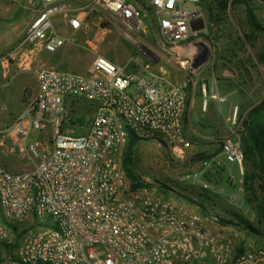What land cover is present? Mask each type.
<instances>
[{
	"label": "built area",
	"instance_id": "obj_1",
	"mask_svg": "<svg viewBox=\"0 0 264 264\" xmlns=\"http://www.w3.org/2000/svg\"><path fill=\"white\" fill-rule=\"evenodd\" d=\"M202 2L41 0L24 6L32 12L24 39L5 62L25 46L53 54L74 40L57 30L60 17L79 30L90 15L103 14L145 56L172 60L188 76L171 81L150 63L134 71L100 54L91 73L53 64L33 69L38 90L10 127L31 166L16 170L0 152V244L15 245L11 264H263L264 248L238 252L235 238L211 228L196 210L159 196L156 187L132 189L123 164L130 132L154 139L176 161L193 150L185 132L189 78L201 68L193 45L210 47L209 61L215 50L211 33L191 27L205 17ZM214 89L210 80L209 92L218 98ZM83 100L92 103L85 110L88 131L65 132V123L81 125L76 104ZM245 174L242 144L227 137L207 169L181 180L215 196L239 186Z\"/></svg>",
	"mask_w": 264,
	"mask_h": 264
},
{
	"label": "rangeland",
	"instance_id": "obj_2",
	"mask_svg": "<svg viewBox=\"0 0 264 264\" xmlns=\"http://www.w3.org/2000/svg\"><path fill=\"white\" fill-rule=\"evenodd\" d=\"M31 1L37 4L41 2V0H0V46H7L10 50L22 42L25 36V28L32 15V12L25 9L24 6L30 4ZM262 3L263 0H256L257 11L260 15L264 13ZM203 11L207 24L204 31L214 35L213 40L216 49L213 58L209 61V71H206L204 76L211 75L214 67L213 61L221 59L223 63L228 64L226 68L229 69L231 74L228 72L230 78L226 85L238 89V93L231 100L240 109L238 115L236 117L233 115L228 123L234 125L236 132L239 134L238 141L244 144L243 136L246 130L244 126L248 112L264 100V66L257 62V54L264 48V36H258L251 41L252 43H245L242 28L247 30V18L244 6L231 8L223 14L227 15L222 19L223 21L214 24L209 21L205 9ZM116 24L110 15H90L81 31L69 37H75V39H69L62 49L55 54L53 53V57L63 53L70 63L76 66L80 65L83 68L90 67V69L93 60L99 54L109 57L116 63L125 65L134 71L142 72V66L150 63L156 74L167 79L169 75L182 71L172 60L167 58L152 60L145 56L142 49L139 48L140 46L124 36ZM63 27H66L64 20H58L56 28L66 37L68 34ZM66 28L69 30L68 26ZM166 53L170 58L171 53ZM90 69H87L88 71L84 73H89ZM215 75L218 76L219 73L216 72ZM214 88L216 93L215 85ZM220 92H222V89H220ZM90 105L92 103L85 100L78 102L76 109L81 116V125L73 126L65 123L63 130L72 135L86 133L88 131L86 123L88 112L85 110ZM88 110H91V108L89 107ZM202 120L199 119L198 122V131L200 132L205 131V126H202L204 121ZM233 120L236 122L232 123ZM194 143L195 141H193V149L196 150L201 145V141L197 143L199 145H194ZM0 152L9 157L10 166L16 170L31 166L29 151L27 149L22 150L16 143L14 132H10V126L6 129L0 128ZM134 157H136L138 171L142 178L153 183V187L159 189H157L159 196L186 204L192 210H196L208 219L207 224L209 226L212 225L219 232L234 237L237 247L241 245L244 250L264 248V216L260 210L261 201H264V177H258L256 181H253V179L248 181L249 174L253 172V166L249 160L246 159L245 161L246 174L244 182H239L237 187L227 185L225 192L215 195V205H213V202L212 205L207 204L208 212L204 214L197 205H194L181 194L176 193L177 191L194 196L193 191H199L190 183V180L183 182L181 177L197 173L194 165L198 166L200 162H196L192 158L187 161L188 157L176 161L170 156L169 151L154 139L142 141L138 149L135 150ZM162 183L174 189L169 197L161 189ZM240 192L241 194L238 195ZM236 196L239 197L235 198ZM230 212L241 215L242 219L256 227L259 233L252 235L248 230L237 225H223L217 222L218 217L230 218ZM11 262L9 249L0 244V264H11Z\"/></svg>",
	"mask_w": 264,
	"mask_h": 264
},
{
	"label": "crops",
	"instance_id": "obj_3",
	"mask_svg": "<svg viewBox=\"0 0 264 264\" xmlns=\"http://www.w3.org/2000/svg\"><path fill=\"white\" fill-rule=\"evenodd\" d=\"M58 20H64L65 26L69 27V30L63 27L68 34L66 36L67 39L76 34V32L79 33L81 31V29L74 30L66 18L60 17ZM11 50L13 49L9 50L7 46H0V128L3 129H6L8 126L11 127L14 117L24 111L26 101L37 92L38 82L33 73L35 67L53 64L65 71L87 72V69H90V67L83 68L80 65L76 66L70 63L66 60L63 53L53 57L52 53L47 52L41 47L34 46H25V49L21 54H17L15 59L5 62L3 58ZM222 61L221 59L213 61L214 67L212 68L211 75L204 76V73L209 71L208 60L198 71L193 72L189 78L190 101L185 119V132L188 138L195 141L194 145L200 141L201 145L198 149H193L186 160L190 161V158H192L194 161L200 162L198 166L194 165L197 173L208 168L214 159L212 158L213 155L219 149V141L221 139L232 137L236 140L239 137L234 125L228 123L233 115L234 117L238 115L240 110L237 104H234L231 100L238 93V89L226 85V82L230 78L228 74L230 71L226 68L228 64ZM216 72L219 73L218 76L215 75ZM89 73H91V69ZM187 76L186 71L180 70L174 73V75H169L168 79L180 81L187 79ZM210 80H214L218 98L213 97L209 93ZM220 89H222V92H220ZM199 119L204 121L202 126H205V131L203 132L198 131ZM235 122L234 120L232 121V123ZM229 131L231 132L229 133ZM200 147L202 149H199ZM189 208L192 209L191 207ZM210 227L213 228L212 225Z\"/></svg>",
	"mask_w": 264,
	"mask_h": 264
},
{
	"label": "trees",
	"instance_id": "obj_4",
	"mask_svg": "<svg viewBox=\"0 0 264 264\" xmlns=\"http://www.w3.org/2000/svg\"><path fill=\"white\" fill-rule=\"evenodd\" d=\"M202 5L203 9H205L208 13L207 17L209 21L213 24L223 21L222 19L227 16L223 14L227 13L231 8L233 9V7L244 6L247 18V30L242 28L245 43H252L251 41L255 40L258 36H264V13L263 15L258 13L256 0H203ZM262 8L264 9V0ZM183 53H185V51H183ZM257 62L264 66V48L257 54ZM244 127L246 130L245 135L243 136L244 144L242 143V147L245 152V161L246 159L249 160L253 166V172L249 174L248 181L251 179L256 181V178L264 177V100L255 105L248 112V117L245 120ZM148 139L150 138H142L133 132L129 133V150L124 157L123 164L132 189L142 186H154L153 183H150L142 178L138 171L136 157H134L135 150L138 149L141 142ZM220 150L221 140L219 141V149L212 158H215L217 154H219ZM161 189H163L167 197H169L171 191L174 190L163 183L161 184ZM176 193L181 194L194 205H197L204 214H207L208 212L207 204L212 205L213 202V205H215V196L209 194L205 190L199 189V191H193L194 196L177 191ZM260 210L264 216V201H261ZM230 214V218L218 217L217 222L223 225H237L248 230V232L252 235L259 233L258 229L245 219H242L241 215L234 212H230ZM3 245L8 249L15 246L9 242H4ZM237 251L243 252L244 247L240 245L237 247Z\"/></svg>",
	"mask_w": 264,
	"mask_h": 264
},
{
	"label": "water",
	"instance_id": "obj_5",
	"mask_svg": "<svg viewBox=\"0 0 264 264\" xmlns=\"http://www.w3.org/2000/svg\"><path fill=\"white\" fill-rule=\"evenodd\" d=\"M199 19L201 21L200 24H197V23H195L194 20H192L191 27L193 30H201V29L206 28L207 24H206L205 17L200 16ZM193 48L195 50L199 51V54L194 55L192 57L193 62L197 67H202L208 61V53L210 52L211 48L208 46H204L200 42L195 43L193 45ZM185 49L188 51L189 47H186Z\"/></svg>",
	"mask_w": 264,
	"mask_h": 264
},
{
	"label": "flooded vegetation",
	"instance_id": "obj_6",
	"mask_svg": "<svg viewBox=\"0 0 264 264\" xmlns=\"http://www.w3.org/2000/svg\"><path fill=\"white\" fill-rule=\"evenodd\" d=\"M185 51H186V49H185Z\"/></svg>",
	"mask_w": 264,
	"mask_h": 264
}]
</instances>
